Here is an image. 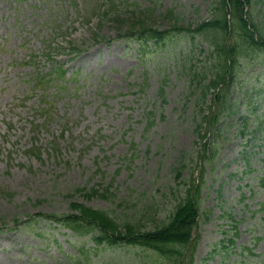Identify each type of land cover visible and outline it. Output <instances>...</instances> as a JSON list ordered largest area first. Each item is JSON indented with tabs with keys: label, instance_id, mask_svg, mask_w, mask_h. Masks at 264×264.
Masks as SVG:
<instances>
[{
	"label": "rangeland",
	"instance_id": "1",
	"mask_svg": "<svg viewBox=\"0 0 264 264\" xmlns=\"http://www.w3.org/2000/svg\"><path fill=\"white\" fill-rule=\"evenodd\" d=\"M112 6L118 16L103 14ZM247 10L264 34V0ZM133 11H149L150 26L167 31L194 29L222 5L0 0V264H144V248L98 244L43 215L73 212V194L120 224L152 229L193 180L201 183L195 264H264L263 47L238 58L218 126L197 128L217 95L203 96L214 71L209 41L175 35L144 51L127 36L140 29ZM56 64L65 79L35 87Z\"/></svg>",
	"mask_w": 264,
	"mask_h": 264
},
{
	"label": "trees",
	"instance_id": "2",
	"mask_svg": "<svg viewBox=\"0 0 264 264\" xmlns=\"http://www.w3.org/2000/svg\"><path fill=\"white\" fill-rule=\"evenodd\" d=\"M219 1L222 5V11H219L218 16L202 22L194 29L190 26L182 27L173 24L169 30L159 31L150 26L149 11H133L131 15L133 16L131 18L133 26H139L140 29L127 35L129 39L139 42L144 51H147L151 44L156 45L175 35L203 36L209 41L214 59V71L212 70V76L207 79L208 83L202 86L203 96L205 97L209 90L217 91V95L214 96L209 113L203 117L202 123L197 125V128H201L200 125L205 124V130L212 126L213 129L216 128L224 113L230 108L227 100L232 90L238 58L244 52L245 47L255 46L264 49V34L260 33L259 26L251 20L250 11L247 10L252 0ZM114 8L113 6L110 7L109 11H104L103 14L118 16L120 11H115ZM166 16L173 18L175 16L174 11H168ZM231 37L235 39V43L230 41ZM73 50L77 55L82 52L80 49L73 48ZM55 67L57 69L48 73L50 75L48 79H45L47 74H39L34 80V86L40 87L46 92L47 84L65 79L67 71L58 64ZM202 135L203 133H199L200 138L207 139L208 135ZM213 150V148L203 149L202 154L207 155L210 160L211 157L215 156ZM183 166L182 164L181 167ZM184 168H175L177 176ZM196 182L193 180L189 185L183 199L180 197L181 201L174 205L168 219L164 220L162 225L152 229H145L140 224L139 226L130 224L127 222L128 220L120 224L108 212L78 203L73 194L70 196V209L73 212L61 215H43V218L58 224L59 227L71 230L75 234L81 236L91 234L98 244H128L144 248L148 253L147 257L148 255L151 256L149 258L151 261L144 256V264H195L197 250L195 238L201 209V183L196 184ZM79 193L86 196L89 191H86L85 188H79L75 194ZM32 223L30 221L21 222L17 219L15 222L16 226L22 224L31 226ZM224 242L223 240L222 244ZM229 242L231 245L235 243L233 238ZM242 249L243 251L252 250L248 247Z\"/></svg>",
	"mask_w": 264,
	"mask_h": 264
}]
</instances>
